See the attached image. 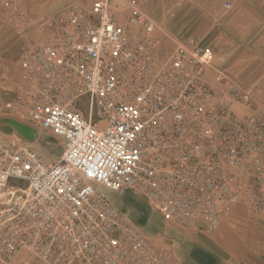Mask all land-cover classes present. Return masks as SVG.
<instances>
[{
    "label": "built area",
    "instance_id": "1",
    "mask_svg": "<svg viewBox=\"0 0 264 264\" xmlns=\"http://www.w3.org/2000/svg\"><path fill=\"white\" fill-rule=\"evenodd\" d=\"M19 2L3 0L16 33ZM144 3L75 1L19 49L13 85L0 62V126L14 116L36 132L0 129V264H177L104 189L207 233L240 202L264 216V115L237 116L249 97L209 86L211 50L168 46ZM43 133L54 158L31 145Z\"/></svg>",
    "mask_w": 264,
    "mask_h": 264
},
{
    "label": "crops",
    "instance_id": "2",
    "mask_svg": "<svg viewBox=\"0 0 264 264\" xmlns=\"http://www.w3.org/2000/svg\"><path fill=\"white\" fill-rule=\"evenodd\" d=\"M75 1L79 0H20L26 27L22 33H15L8 8L0 0V62L10 75L9 85L17 78L15 59L22 45L48 38L51 30L43 24L57 9ZM144 6L148 11L157 10L158 16L150 15L159 21L165 35L179 40L190 38L211 50L213 65L204 76L209 86L222 90L228 82L239 94L249 97L247 105L232 102L237 116L264 115V0H147ZM176 26L181 29L179 33ZM162 31L159 35L166 43L169 39L162 36ZM191 228L200 233L177 240L157 237L177 264H264V216L252 212L245 203L235 204L212 232Z\"/></svg>",
    "mask_w": 264,
    "mask_h": 264
},
{
    "label": "rangeland",
    "instance_id": "3",
    "mask_svg": "<svg viewBox=\"0 0 264 264\" xmlns=\"http://www.w3.org/2000/svg\"><path fill=\"white\" fill-rule=\"evenodd\" d=\"M143 8L145 9V6H143ZM59 10H61V9H57L55 12H53L51 14L50 17L55 15V13H57ZM146 11L149 14H154V15L158 16V12L155 8L151 9L150 11H148L146 9ZM157 22L159 23L158 20H157ZM40 24H42V22ZM175 30L179 33V31L181 29H180V27L176 26ZM12 31H13V29H12ZM164 31L165 30L162 31V33H163L162 36L164 38H166ZM166 44L168 46H171V43L169 41H167ZM18 120L24 124H27V122L24 121L23 119H18ZM4 126H6V127H3V128L0 127V129L2 131H4V132L14 131V129L12 127H10L8 125H4ZM53 141H54V139L52 137L48 136L46 133H43L42 138L38 137V139L36 141H33L31 143V145L35 150H37L42 155H44L46 157L54 158L55 157L54 155H56V153L54 151L50 152L49 149H47L45 147L46 142L52 143ZM104 190H105L107 196L109 197V199H111V201L115 204V206L119 210L123 211L124 213H127L128 216L132 219V221L134 223H136L137 225H140L143 228L147 229L148 230L147 232H149L151 235H157V236L165 235V236H168L174 240H177L181 237L189 238L191 236H194V234L196 232L200 233L198 231L193 230L191 228V226L184 225V224H181V223L176 222V221L164 220V219L160 218L156 212L150 210V208L148 207V205L146 204L144 199L138 195H135V194H132L129 192H127L123 195H118L117 193L110 191L108 189H104ZM132 207H136L138 210H142L146 215L145 214L134 215L132 213H129V211H131Z\"/></svg>",
    "mask_w": 264,
    "mask_h": 264
},
{
    "label": "water",
    "instance_id": "4",
    "mask_svg": "<svg viewBox=\"0 0 264 264\" xmlns=\"http://www.w3.org/2000/svg\"><path fill=\"white\" fill-rule=\"evenodd\" d=\"M5 121L27 140L31 141L35 138L36 132L32 127L11 118L5 119ZM54 152L58 154L59 150L55 149Z\"/></svg>",
    "mask_w": 264,
    "mask_h": 264
},
{
    "label": "trees",
    "instance_id": "5",
    "mask_svg": "<svg viewBox=\"0 0 264 264\" xmlns=\"http://www.w3.org/2000/svg\"><path fill=\"white\" fill-rule=\"evenodd\" d=\"M136 209V212L135 213H132L134 215H142V214H145L142 210H138L136 207H134ZM146 215V214H145ZM158 224V223H157ZM140 226V225H139ZM158 226V225H157ZM142 227V226H141ZM143 228V227H142ZM155 228V227H154ZM145 229V228H143ZM146 231H148L147 229H145Z\"/></svg>",
    "mask_w": 264,
    "mask_h": 264
}]
</instances>
